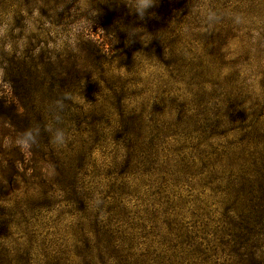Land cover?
<instances>
[{"label": "rangeland", "instance_id": "obj_1", "mask_svg": "<svg viewBox=\"0 0 264 264\" xmlns=\"http://www.w3.org/2000/svg\"><path fill=\"white\" fill-rule=\"evenodd\" d=\"M135 3L0 0V264H264V0Z\"/></svg>", "mask_w": 264, "mask_h": 264}, {"label": "clouds", "instance_id": "obj_2", "mask_svg": "<svg viewBox=\"0 0 264 264\" xmlns=\"http://www.w3.org/2000/svg\"><path fill=\"white\" fill-rule=\"evenodd\" d=\"M155 3V0H136V3L130 9L135 12L140 19H143L147 9L152 7ZM221 20L220 15L215 11H209L206 16L207 23L211 26L216 23H219ZM142 29L133 28L129 33V43L132 42V37L140 33ZM55 107L58 110V113L54 115L53 119L56 123H59L61 120L60 112L63 111L64 104L62 100L55 102ZM43 131L50 134L51 143L58 147H62L67 143V135L63 128L55 127L53 123H48L43 127ZM41 135V126L39 124L29 127L26 130L19 133L16 143L25 148H31L32 146L38 143L39 137Z\"/></svg>", "mask_w": 264, "mask_h": 264}]
</instances>
